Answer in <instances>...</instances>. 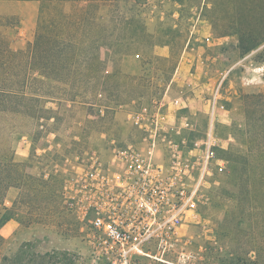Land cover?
Returning a JSON list of instances; mask_svg holds the SVG:
<instances>
[{
	"label": "rangeland",
	"instance_id": "1",
	"mask_svg": "<svg viewBox=\"0 0 264 264\" xmlns=\"http://www.w3.org/2000/svg\"><path fill=\"white\" fill-rule=\"evenodd\" d=\"M52 10L88 11L80 72L69 79L32 72L19 89L25 97L0 103V156L17 164L0 170V264H107L65 205L66 157L106 152L114 140L137 143L136 115L156 102L191 123L185 136L202 137L219 84L224 109L214 134L225 168L203 222L185 228L192 244L166 259L264 264V0H0V49L27 48ZM2 76L17 74L0 68Z\"/></svg>",
	"mask_w": 264,
	"mask_h": 264
},
{
	"label": "built area",
	"instance_id": "2",
	"mask_svg": "<svg viewBox=\"0 0 264 264\" xmlns=\"http://www.w3.org/2000/svg\"><path fill=\"white\" fill-rule=\"evenodd\" d=\"M220 87L208 99L210 122L202 137L185 136L191 123L179 121L170 104L156 102L136 115L142 131L137 143L119 146L114 140L106 152L66 157L65 205L107 264H177L166 256L192 244L185 228L203 222L214 177L225 168L214 134L216 114L224 109Z\"/></svg>",
	"mask_w": 264,
	"mask_h": 264
},
{
	"label": "trees",
	"instance_id": "3",
	"mask_svg": "<svg viewBox=\"0 0 264 264\" xmlns=\"http://www.w3.org/2000/svg\"><path fill=\"white\" fill-rule=\"evenodd\" d=\"M52 13L54 15L50 20L47 17L48 15L40 18L35 38L27 48L14 50L9 44L2 45L0 49V68L9 72L12 67L17 74L14 78L4 76L0 78V103L4 107H7L10 103L16 105L17 98L26 96L20 94L22 90L19 89H23V84L28 82L29 75L32 72H37L46 78L51 74H55L67 79L80 72V66L77 65L81 59L80 32L88 11L77 15H67L60 10H52ZM94 47H96L95 42ZM95 59L97 62H101L99 55H96ZM63 77H58V79L64 80ZM16 165L13 155L3 154L0 156V170L9 168L11 170ZM1 183L0 178V186Z\"/></svg>",
	"mask_w": 264,
	"mask_h": 264
},
{
	"label": "crops",
	"instance_id": "4",
	"mask_svg": "<svg viewBox=\"0 0 264 264\" xmlns=\"http://www.w3.org/2000/svg\"><path fill=\"white\" fill-rule=\"evenodd\" d=\"M7 224H8V223H6V224H5V226H3V228H4V227H7V226H6ZM9 227H10L9 229H12V228H14V226H13V225H11V224H10V226H9Z\"/></svg>",
	"mask_w": 264,
	"mask_h": 264
}]
</instances>
